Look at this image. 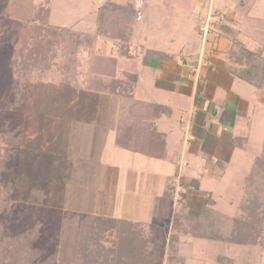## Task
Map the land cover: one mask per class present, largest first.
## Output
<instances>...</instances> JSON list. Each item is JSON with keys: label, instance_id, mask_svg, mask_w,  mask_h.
I'll list each match as a JSON object with an SVG mask.
<instances>
[{"label": "crops", "instance_id": "obj_1", "mask_svg": "<svg viewBox=\"0 0 264 264\" xmlns=\"http://www.w3.org/2000/svg\"><path fill=\"white\" fill-rule=\"evenodd\" d=\"M232 2L228 5L226 0H218L208 6L205 2L200 4L198 12L202 20L197 23L195 31L202 37L201 49L170 51L141 44L138 46L140 55L135 56L130 41L131 56L118 57L117 76L125 79L127 74H133L137 77L132 98L147 105H163V112L157 113L156 108L150 106L147 108L149 112L142 114L143 117L138 113L133 116L129 111L126 117H122L119 96L88 91L84 81V84L76 85V82H57V89L61 87L66 92L74 88L75 93H70L63 101L67 111L56 116L58 121L52 139L54 151L43 156L41 149L25 146L24 164L32 168V163L40 161L38 167L42 171L57 170L53 174L59 178L56 182L63 187L59 200L66 212L123 219L144 228L158 226L156 203L171 186L175 191L173 209L182 201L188 206L189 214L198 215L203 203L198 202L200 207L192 206L190 199L194 194L203 192L213 194L217 207L214 193L202 189V178L197 177L200 174L188 172L190 168L185 171V167H189L186 158L200 156L207 152L208 146L211 147L209 152L218 153L223 144L213 142L217 140L216 135L227 141L230 148L242 149L246 146L249 141L247 135H232L229 131L245 128L251 119L248 114L251 105L256 108L253 100L246 98L236 86L239 81L254 86L255 100L264 108L261 89L235 73L239 65L230 56L232 38H237L248 50L261 48L264 56V46L253 45L249 40V28L239 29L243 20L255 14L245 12L249 6L246 1L241 0L239 4ZM214 10L215 20L212 19ZM208 24H211L210 28H207ZM3 39L1 34V45ZM102 41L103 45L107 44L105 38ZM2 47L0 54L5 52L7 56L9 51H1ZM149 50L157 52V55H152ZM2 60L0 58V63L5 65L3 71L10 69V61ZM145 72L150 73L148 77ZM145 78L151 80L147 79L145 83ZM95 105L100 108H94ZM229 120L232 125L227 124ZM125 132H129L130 136ZM119 133L122 135L120 140L117 139ZM131 135H134L135 141L138 140L139 147H134V143L129 145L128 140H134ZM230 148L226 153L233 154L234 150ZM150 153L163 155L156 157ZM212 160L223 169H227L230 161L218 157H212ZM15 164L19 166L21 161L17 159ZM204 176L212 177V173L207 170ZM41 178H45L44 175H38L36 183ZM243 197L232 214L216 209L225 215L235 216L242 209ZM233 202L230 200L231 204ZM197 210V213L192 212ZM160 226L164 224L160 223ZM188 238L192 237H183L179 249L182 243L189 241ZM248 247L260 250L256 253L248 251L242 263L234 256H226L233 261H224V264H264V243Z\"/></svg>", "mask_w": 264, "mask_h": 264}, {"label": "rangeland", "instance_id": "obj_2", "mask_svg": "<svg viewBox=\"0 0 264 264\" xmlns=\"http://www.w3.org/2000/svg\"><path fill=\"white\" fill-rule=\"evenodd\" d=\"M106 1L108 0H0V36L1 34L4 36L2 40L3 45H1L2 43L0 44V48L3 46L1 51H10L15 47L12 40H18L19 31H21L22 25H25V21H27L26 17L33 12L32 6L50 7V24L53 23V26L59 25L66 28V30L59 35V39H57L55 43L59 58H56L52 67L45 71L40 81H32L28 84L29 86L27 88V93L24 95L23 102L15 108L12 107L8 114L12 120L13 131L21 138L20 148H17L18 150L16 152H14V150L11 151L12 148L8 147L7 144L5 145L3 140L0 141V148H2V150L10 149L11 152L10 161L6 169H4L2 174L3 180L1 179V181H4L3 183L8 189L10 187H15L17 190L21 188V186L19 187L20 184H18L20 183L18 181L19 173L24 172L30 175L26 182L28 185L21 184L26 187L27 192H23V194H19V196L25 197V199L34 198L32 200L35 202V204L31 206L32 200L22 199V201H18L16 199L15 205L14 201H12L14 206L11 208L8 207L10 216L12 214L13 216L19 214V220L26 225L28 229L41 227L40 231L44 230L41 243L49 244V249L50 244H52V239L49 235L54 236L62 233V224H64L62 220L63 217L67 215V212L63 209L62 201L59 200V194L63 187H60V183L56 182L59 178L53 174L57 170H49L46 173L41 170L42 168H39L38 172H34L29 167H26L24 164V160L26 159L24 147L39 148L42 150L43 156L51 154L54 151L55 144L52 139L53 132L56 130V122L58 121L56 116L67 111V105H64L63 101L66 100L65 97H68L70 93H75L74 88H70L66 92L61 89V87L57 89V82L71 84L76 82L75 85L85 83L88 87L96 57H99V55L101 57V55H103V57L113 58L121 55V48L119 47L120 41L97 32L98 8ZM114 1L120 3L132 2L135 5L137 14L135 13L131 22L133 31L132 34L130 33V41L132 43L133 53L135 56H138L140 55L138 46L141 44L170 51H179L181 48H185L186 51H195L196 47L197 49H201L202 37L195 31L197 23L202 20L198 12L200 9L199 6L200 4H204V2L208 6L209 3L214 1L217 3L218 0ZM232 1L236 4L241 2V0H226V3L229 5V3H233ZM244 1L249 4L245 12L251 13L250 11H252L255 15H250L247 17L248 20H243L239 29L242 31L249 28L251 34L249 40L253 45L264 46V0ZM215 11L216 10L213 11L212 15V19L214 18L213 20H215ZM210 25L211 24L206 25L207 28H210ZM73 36L76 38L75 42H73ZM103 38L107 40L106 45H103ZM17 48H20V46L17 45ZM109 52H111L112 55H110ZM7 54L6 56L5 52H1V60L6 56L2 62L10 61V52ZM106 59L107 58L104 60L105 67L110 66L111 63ZM0 64V106H6L9 101H12L9 97V88L12 87H9V83L12 82L10 81L11 71L9 68L3 71L5 65L4 63L3 65L2 63ZM133 68H136V66ZM27 69H33V67L30 68L28 66ZM149 74V72H145L144 75L148 77ZM147 79L151 80V78H145V83H147ZM82 81H84V83ZM42 86L46 87L44 88L45 90ZM236 86H239L242 90L241 93H243L246 98L253 100V103L256 105V110L251 102L252 105L248 112L251 117L249 124L247 123L245 128L241 127V130H235L236 128H234V130L229 129V131L232 132V135L239 133L247 135L249 137L248 143L242 149H238V147L233 149L234 147L232 146L230 148L227 141L219 135H216L215 137L217 140L215 139L213 142H218V144L221 142L223 144L221 150L218 151V153L209 152L211 151V147L208 146L207 152L201 153L200 156L194 155L193 159L186 158V161L189 162V167H185V171L190 168L188 172H194L196 175L197 172L200 174L197 175V177L202 178V189L204 191H212L214 193L217 198V207L215 205V208L230 214L238 208L239 202L244 195L245 175L249 173L255 158L262 153L264 148V108L255 100L253 85L239 81ZM144 90H146L145 86ZM149 90H147V93H149ZM98 106L99 105H95L94 108L97 109ZM4 120L5 113H2L0 115V127L4 126ZM227 124L232 125V121L229 120ZM50 134L52 136L49 141ZM212 146L214 149V145ZM228 148L234 150L233 154L226 153ZM212 157H218L222 160L230 159L227 169H223L222 166L217 165L212 160ZM17 159L21 161V165L19 166L15 164ZM15 170L17 172L16 174ZM207 170L212 173V177L204 176V172ZM32 172L35 174L31 176ZM38 175L41 177L44 175L45 178H41V180L36 183ZM193 176L195 177V175ZM49 178L50 182H48ZM41 181H43V184H41ZM13 197L16 198L18 196L15 193ZM207 197V192L194 194V196H191L190 202L192 206L200 207L198 202H202L204 206ZM230 200L234 201V204H231ZM20 207L26 209L27 213L23 209L21 210ZM29 212V216L25 217ZM192 212L197 213L198 210ZM10 216L6 215L4 218L7 217L12 225H17L16 228L18 229V222L13 221V216L11 218ZM1 219L3 218L0 216V220ZM225 219L229 220V218ZM227 223H231V221ZM167 225L168 224H164L162 227H164L165 230L167 228L169 231ZM145 229L148 231V227H145ZM226 230L227 226L223 227V232H227ZM82 231L85 230L83 229ZM165 233L167 235L166 231ZM108 234L109 233L105 236H108ZM147 234L148 233H145L144 235ZM84 235H86L87 239L91 236L90 233ZM188 239L189 241L182 243L180 249L178 248L176 252H171L168 249L165 250L163 258L158 264H224L222 263L223 261H218L217 258L219 256H234L238 259L239 263H242L241 260L243 261L245 260L243 258H247L248 251L256 253V251L260 250L258 247L235 245L199 237ZM113 240L116 241L117 239L114 238ZM107 248H113L110 242L107 243ZM82 251L83 250H79V252ZM89 254L90 248L87 250V255ZM80 255L81 258L84 259L83 261L88 259L87 255L84 256L79 253V256ZM68 256L69 258H59L58 255L55 263L52 260V264H84L83 261L79 263L77 258H75L74 261V257H72L71 254ZM110 259L111 257L108 258V260ZM186 259L187 262L185 263ZM114 260L115 262H112V264H127V260L123 254L122 258L112 259V261ZM94 264H98V260L94 262ZM129 264H139V262L129 261Z\"/></svg>", "mask_w": 264, "mask_h": 264}, {"label": "trees", "instance_id": "obj_3", "mask_svg": "<svg viewBox=\"0 0 264 264\" xmlns=\"http://www.w3.org/2000/svg\"><path fill=\"white\" fill-rule=\"evenodd\" d=\"M32 7L33 12L26 17L27 21L19 31L18 40H12L15 47L9 51L11 56L10 81H12L9 83V87L12 86L9 88V97L12 101H9L6 106H0V115L5 113L4 126L0 127V141L3 140L5 145L7 144L14 152L20 148L21 138L13 131L12 120L8 114L12 107L15 108L23 102L28 84L32 81H40L45 71L52 67L56 58H59L55 43L59 39V35L66 30L65 27L59 26L58 28V26L50 24V7ZM135 13L136 9L132 2L120 3L108 0L98 8L97 32L120 41L121 57L131 56L129 42L132 31L131 22ZM75 39L73 36V42ZM231 40L233 45L230 56L239 65L235 68V73L243 80L261 89L264 100L262 49L251 51L237 38ZM17 45L20 48H17ZM148 52L157 55L155 51L149 50ZM118 57L110 58L103 57V55L100 57L99 55L95 58L87 90L119 96L122 117H126L128 111L132 112L133 116L138 113L143 117L142 114L149 112L147 108L150 106L155 107L157 113L163 112V105H147V103H139L132 98L131 92L137 77L133 74H127L125 79L117 76ZM105 58L111 62L110 66L105 67ZM28 66L33 69H27ZM137 108L138 110H136ZM125 133L130 136L129 132ZM131 136L134 140H128L129 145L132 146L134 143V147H139L136 143L138 140L135 141L134 135ZM121 137L122 135L119 133L117 139L120 140ZM10 154V149L2 150L0 148V216L3 218L0 220V264H52V260L55 263L58 255L59 258H69L70 254L74 257V261L77 258L80 263L84 259L81 258V255L79 256V253L86 256L89 248L90 254L87 255V258L90 257V259L83 261L84 264H94L97 260L98 264H112L115 262L112 259L122 258V254L126 258L127 264L129 261L139 262V264H158L162 260L165 250L168 249L171 252L178 250L183 237H199L247 246L264 243V149L255 158L246 178L242 209L235 216L225 215L217 210L212 193H208L202 210L196 216L188 213L189 208L182 201H179L173 209L175 191L171 186L156 203L155 216L158 226L152 225L146 231L142 225L123 219L67 212L62 220L64 223L62 224V233L54 236L49 235L52 239L50 249L49 244L41 243L44 236V230L40 231L41 227L28 229L19 220V214L10 216L8 207H13L16 199L18 201L34 199H25V197L19 196V194L27 192L26 187L22 185H28L26 182L30 175L24 172L19 173L18 181L20 183L18 184L21 188L18 187L17 190L15 187L8 189L5 187L4 181H1L4 169L10 161ZM150 155L158 157L163 154L150 153ZM32 164L33 167L30 169L38 172L40 161ZM34 172L31 173V176L35 174ZM15 193L18 196L16 198L13 197ZM12 201H14V205ZM33 204H35L34 200L30 205L33 206ZM20 209L27 213L23 207ZM29 214L30 212L25 217H28ZM6 215L10 218L13 216V221H17L19 224L18 229L17 225H12L7 217V219L4 218ZM225 218H229V220ZM228 221L231 223H227ZM160 223L168 224L169 231L167 228L165 230L164 227H161ZM226 226L227 232H223V227ZM83 229L85 231H82ZM88 233L91 236L87 239L84 234ZM107 233H109L108 236H105ZM145 233L148 234L144 235ZM114 238L118 241H114ZM108 242L113 248H107ZM79 250L83 251L79 252ZM109 257H111L110 260H108ZM219 257L217 259L219 262L223 261L222 263H225L224 260L233 261V259L224 256Z\"/></svg>", "mask_w": 264, "mask_h": 264}]
</instances>
